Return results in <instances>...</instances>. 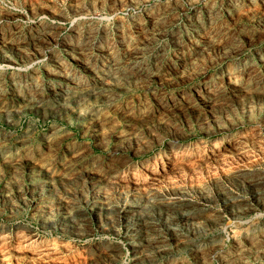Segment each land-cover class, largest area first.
<instances>
[{"label":"rangeland","instance_id":"1","mask_svg":"<svg viewBox=\"0 0 264 264\" xmlns=\"http://www.w3.org/2000/svg\"><path fill=\"white\" fill-rule=\"evenodd\" d=\"M0 264H264V0H0Z\"/></svg>","mask_w":264,"mask_h":264}]
</instances>
